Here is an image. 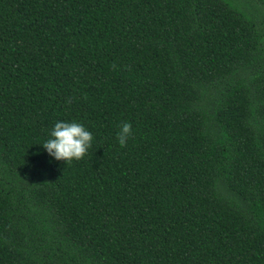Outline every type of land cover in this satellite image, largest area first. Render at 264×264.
Here are the masks:
<instances>
[{"label": "trees", "instance_id": "trees-1", "mask_svg": "<svg viewBox=\"0 0 264 264\" xmlns=\"http://www.w3.org/2000/svg\"><path fill=\"white\" fill-rule=\"evenodd\" d=\"M0 264H264V0H0Z\"/></svg>", "mask_w": 264, "mask_h": 264}, {"label": "clouds", "instance_id": "clouds-1", "mask_svg": "<svg viewBox=\"0 0 264 264\" xmlns=\"http://www.w3.org/2000/svg\"><path fill=\"white\" fill-rule=\"evenodd\" d=\"M132 125L123 122L117 133L118 143L123 147L132 135ZM92 132L77 121L57 120L47 138L40 146L56 161L64 164L81 160L92 146Z\"/></svg>", "mask_w": 264, "mask_h": 264}]
</instances>
